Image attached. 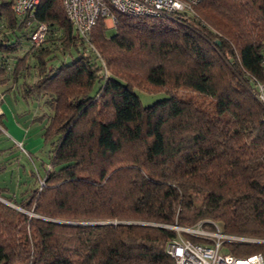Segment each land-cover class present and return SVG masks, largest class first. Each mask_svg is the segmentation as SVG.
Segmentation results:
<instances>
[{
	"label": "trees",
	"instance_id": "16d2710c",
	"mask_svg": "<svg viewBox=\"0 0 264 264\" xmlns=\"http://www.w3.org/2000/svg\"><path fill=\"white\" fill-rule=\"evenodd\" d=\"M111 13V35L100 16L84 39L61 0H40L33 16L0 0V80L21 79L22 96L48 110L42 174L18 193L0 186V264H174L169 226L204 219L264 239V106L252 95L264 0ZM39 21L48 32L34 45ZM135 89L167 97L143 105ZM225 245L264 253V242Z\"/></svg>",
	"mask_w": 264,
	"mask_h": 264
},
{
	"label": "built area",
	"instance_id": "2783aa9c",
	"mask_svg": "<svg viewBox=\"0 0 264 264\" xmlns=\"http://www.w3.org/2000/svg\"><path fill=\"white\" fill-rule=\"evenodd\" d=\"M201 0H61L64 13L72 23L75 31L84 39L96 24L100 16L110 19L115 24V16L111 9L139 16L169 17L175 12L193 13V7ZM40 0H13V11L18 16L29 14ZM48 32L46 22L35 24L31 34V41L39 45L45 41ZM260 66L264 74V52L261 54ZM254 95L264 106V81L253 80ZM21 146V144L19 143ZM23 148V146H21ZM24 149V148H23ZM212 229L202 224L194 227L181 228L174 226L177 231L175 238L167 242L165 251L173 258L174 264H264V253H254L248 256H235L229 252L219 253L222 245L230 241H260L250 237L230 235L224 233L216 224ZM181 232H187L200 237L204 241H193Z\"/></svg>",
	"mask_w": 264,
	"mask_h": 264
},
{
	"label": "rangeland",
	"instance_id": "374dc122",
	"mask_svg": "<svg viewBox=\"0 0 264 264\" xmlns=\"http://www.w3.org/2000/svg\"><path fill=\"white\" fill-rule=\"evenodd\" d=\"M105 22H107V20H105ZM108 23L111 24L112 28L107 29L106 33L107 35H111L114 32V24H112L110 19ZM106 27L108 28L107 24ZM26 44L27 41L25 40L24 45ZM94 51L96 53L98 52L97 50ZM20 82L21 79H18L16 82H12L6 78L0 80V96L2 95L0 97V112L3 113V125H0V147L5 149L2 151V154H0V164L6 165V168L0 172V186H6L15 193H18L24 186L34 181L33 177L30 175L33 169L39 171V174H42V163L46 164L48 161L42 137L44 120L38 117L43 111L47 112L48 110L44 106L43 98H24L21 94L22 87ZM252 85H254L253 82ZM135 91L143 105H148L167 97L164 91L149 92L145 89H135ZM252 95L255 97L254 88L252 89ZM18 135L24 136L25 142L22 140L19 141L16 138ZM8 137L16 141L13 149L9 147V144H6V141L9 140ZM19 143L21 146H24V149ZM23 180L24 182L19 184V182ZM40 182L42 181L40 180ZM9 190L4 192L7 193ZM213 223L221 229L219 223L209 219L200 220L194 226L202 224L205 228L209 229L205 224L212 225ZM174 226H179L181 228L194 227L176 224L170 225L169 227L175 229ZM182 233L183 232L180 234ZM250 242H264V239ZM225 252H229L228 246L222 245L219 253L223 254Z\"/></svg>",
	"mask_w": 264,
	"mask_h": 264
},
{
	"label": "crops",
	"instance_id": "0c3cea01",
	"mask_svg": "<svg viewBox=\"0 0 264 264\" xmlns=\"http://www.w3.org/2000/svg\"><path fill=\"white\" fill-rule=\"evenodd\" d=\"M105 20H107V22H105L106 24H107V26H108V29H111L112 27H111V24L110 23H108V18L107 19H105ZM2 96V95H1ZM0 96V97H1ZM0 110H1V108H0ZM0 113H2V112H0ZM9 138V137H8ZM19 141L20 140H22V141H24L25 142V138H24V136H22V135H18V137H16ZM6 144H9V147H10V145H11V147H12V149H13V146L16 144V141H14V140H12L11 138H9V140H7L6 141ZM18 144V143H17ZM13 145V146H12ZM5 149L3 148V147H0V154H2V151H4Z\"/></svg>",
	"mask_w": 264,
	"mask_h": 264
}]
</instances>
